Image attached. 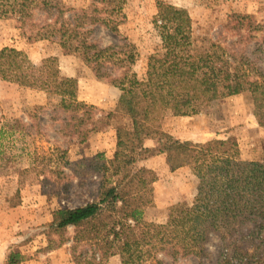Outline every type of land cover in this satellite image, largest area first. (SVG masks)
<instances>
[{
    "label": "trees",
    "instance_id": "obj_1",
    "mask_svg": "<svg viewBox=\"0 0 264 264\" xmlns=\"http://www.w3.org/2000/svg\"><path fill=\"white\" fill-rule=\"evenodd\" d=\"M124 2L89 0L85 8L74 9L61 0H0V20H15L29 40L53 39L98 81L117 88L115 108L106 117L121 114L131 122L130 129L115 131L116 149L101 166L95 199L54 211L50 231L59 234L83 226L99 261L118 256L121 264H166L167 259L175 263L192 257L203 264L206 244L214 234L220 240L215 264H264V160H241L230 137L193 143L160 129L168 114H199L214 101L244 92L250 93L254 118L264 128V75L245 49L238 57L215 44L196 52L187 11L158 2L153 23L161 50L147 58L148 76L140 81L132 71L138 59L133 44L124 40L101 46L92 38L96 26L118 34L125 20ZM36 13L43 16L40 23L35 22ZM0 80L56 98V107L67 114L63 121L74 119L73 133L83 136L82 129L77 131L83 115L77 112L86 107L77 100V82L59 74L54 57L35 65L24 52L1 48ZM146 140L155 141L156 154L164 155L171 172L188 167L197 179L193 200L178 204L169 224L142 218L157 180L152 170L136 168L153 156L144 146ZM22 261L20 253H10L5 264Z\"/></svg>",
    "mask_w": 264,
    "mask_h": 264
},
{
    "label": "rangeland",
    "instance_id": "obj_2",
    "mask_svg": "<svg viewBox=\"0 0 264 264\" xmlns=\"http://www.w3.org/2000/svg\"><path fill=\"white\" fill-rule=\"evenodd\" d=\"M61 1L74 9L89 3ZM124 1L125 20L118 34L96 26L92 38L101 46L124 40L133 44L138 59L132 71L140 81L148 76L147 58L161 50L153 23L158 2L187 11L196 52L203 53L215 44L238 57L245 49L264 75V0ZM42 18L36 13L35 22ZM18 27L13 19L0 20V49L20 50L35 65L54 57L59 74L76 80L77 100L86 108L77 112L78 117L83 115V124L77 129L83 130L82 136L73 133L74 119L63 121L67 114L56 107V98L0 80V264H5L10 253L22 255L20 264H121L118 256L99 261L83 226L68 227L59 234L49 229L54 211L95 199L101 166L112 159L116 149V129L131 128L128 117H106L113 113L120 92L98 81L78 57L53 39L29 40ZM160 129L193 143L230 137L237 143L241 160H264V128L254 118L248 92L214 101L199 114H168ZM144 146L152 149L153 156L138 162L136 168L152 170L157 180L151 185L152 202L143 209L142 218L147 223L169 224L175 220L177 205L193 200L197 179L188 167L171 172L164 155L156 154L154 140H146ZM219 245L218 236L212 234L203 264H215ZM165 262L196 264L192 257Z\"/></svg>",
    "mask_w": 264,
    "mask_h": 264
}]
</instances>
